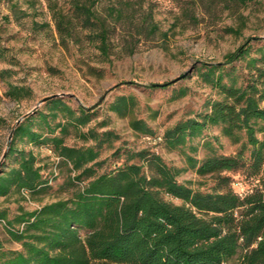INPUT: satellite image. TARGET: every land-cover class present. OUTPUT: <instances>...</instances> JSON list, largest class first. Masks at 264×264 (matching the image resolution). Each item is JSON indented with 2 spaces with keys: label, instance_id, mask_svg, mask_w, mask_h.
<instances>
[{
  "label": "trees",
  "instance_id": "obj_1",
  "mask_svg": "<svg viewBox=\"0 0 264 264\" xmlns=\"http://www.w3.org/2000/svg\"><path fill=\"white\" fill-rule=\"evenodd\" d=\"M66 1L81 28L89 31L90 39L107 58L109 33L116 21L97 13L99 0ZM109 14L116 20L135 18V14L126 16L122 0L110 5ZM61 17L62 11L54 12L58 28L71 34ZM67 20L72 23V18ZM144 25L152 33L158 30L149 13L138 17L136 26L142 29ZM251 49L246 40L226 54L224 62L207 65L201 76L217 90L219 98L211 100L204 113L181 119L162 134L170 148H177L209 126H219L223 136L239 143L233 154L218 153L210 141L203 142L207 151L200 159L185 154L188 166L197 174L215 179L211 191L179 182L176 177L181 169L144 150L130 158L145 157L148 173L135 162L98 172L102 164L97 160L98 149L64 141L69 126L88 123L90 112L72 109L60 98L48 100L66 111L65 121L57 124L61 135L48 139L73 172L61 184L68 194L33 210H22L13 219L0 210L10 237L21 245L18 250L0 248V264H264V45L254 54ZM133 51L131 48L128 53ZM4 58L0 46V60ZM236 61H245L246 73L235 72ZM226 64H231L229 70H225ZM10 76V69H0L1 79ZM29 91L9 83L7 94L21 100ZM185 93L182 88L180 94ZM133 104L132 97L122 95L110 109L127 115ZM130 124L145 135L153 134L141 119H131ZM88 134L94 137L92 132H81L85 139ZM24 137L36 142L43 139L31 129L29 119L16 124L8 146L16 163L0 172V196L15 190L34 193L47 185L35 154L15 147L16 138ZM96 141L100 145L103 139L96 137ZM215 141L219 143L217 136ZM190 149L197 151L198 146L190 145ZM239 170L257 179L250 190L237 192L230 185L228 173ZM165 194L181 203L166 200Z\"/></svg>",
  "mask_w": 264,
  "mask_h": 264
},
{
  "label": "rangeland",
  "instance_id": "obj_2",
  "mask_svg": "<svg viewBox=\"0 0 264 264\" xmlns=\"http://www.w3.org/2000/svg\"><path fill=\"white\" fill-rule=\"evenodd\" d=\"M115 1L99 0L95 5L98 14L116 21L109 33L106 58L97 42L90 39L89 31L81 28L68 1L0 0V46L5 53L0 69L11 70L7 80L0 78V172L15 165V153H8L13 129L29 119L31 129L43 139L36 142L27 137L16 138L15 147L35 154L36 165L47 180L38 192L15 190L0 196V210L6 212L8 219L68 194L61 184L73 172L48 139L61 135L57 124L65 121L66 111L48 102L52 98H60L72 109L90 112L88 123L69 126L64 141L98 149L97 160L102 162L98 172L135 162L148 173L145 157L130 158L132 153L144 150L181 169L176 177L179 182L211 191L215 179L197 174L188 166L185 154L203 157L207 151L204 141H210L218 153L233 154L239 148V143L221 134L219 126H209L200 136L177 148H170L162 134L175 122L204 113L209 102L219 98L217 90L201 76L207 65L224 62L225 55L246 40L252 45V54L264 45V0H122L126 16L135 14L132 21L116 20L115 16L112 19L110 5ZM55 11H62L61 18L72 29L71 34L58 28ZM146 13L158 25L153 33L146 25L142 29L136 26L138 17ZM68 18H72V23ZM131 48L134 51L128 53ZM245 64L234 62L235 72L246 73ZM230 67L226 64L225 70ZM9 83L30 91L21 100H14L7 94ZM182 88L186 90L183 95ZM122 95L132 97L134 102L127 115L110 109V104ZM134 118L143 120L153 134L133 129L130 120ZM81 132H92L94 137L88 134L85 139ZM96 137L103 139L100 145ZM190 145H197V151ZM228 174L230 185L237 192L250 190L257 183L242 170ZM164 198L181 203L166 194ZM0 244L4 250L21 249L20 242L10 237L3 219Z\"/></svg>",
  "mask_w": 264,
  "mask_h": 264
}]
</instances>
